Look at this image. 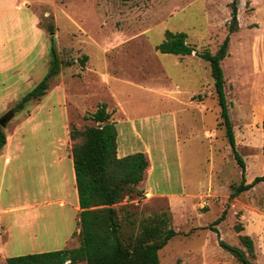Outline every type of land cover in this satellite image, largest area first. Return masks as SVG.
<instances>
[{"label": "rangeland", "instance_id": "obj_1", "mask_svg": "<svg viewBox=\"0 0 264 264\" xmlns=\"http://www.w3.org/2000/svg\"><path fill=\"white\" fill-rule=\"evenodd\" d=\"M231 1L0 0V118L13 113L2 127L9 139L3 147L23 149L8 166L0 156V204L63 197L69 164L57 157L71 153L69 130L96 125L87 117L105 102L118 132V156L140 151L149 160L136 186L143 193L115 204L124 234L134 236L144 218L166 212L178 234L159 250L160 264H241L220 246L225 241L245 250L239 234L253 239L250 260L264 262V180L232 196L241 168L220 124L209 63L196 54L214 53L222 43ZM237 17L221 66L236 150L250 183L264 175V0H237ZM166 29L186 32L194 51L159 52ZM51 44L59 73L40 99L15 110L49 70ZM14 215H0V228L7 226L5 233L0 229V264L65 247L68 207L44 206L26 220L23 211V229L13 224ZM221 215L215 232L211 224Z\"/></svg>", "mask_w": 264, "mask_h": 264}, {"label": "trees", "instance_id": "obj_2", "mask_svg": "<svg viewBox=\"0 0 264 264\" xmlns=\"http://www.w3.org/2000/svg\"><path fill=\"white\" fill-rule=\"evenodd\" d=\"M229 7L228 33L216 52L204 50L196 54L209 63L220 107V124L225 129V137L241 168L240 183L232 192V196L236 197L263 181L264 175L256 176L252 182L246 183L245 162L236 150L233 125L229 119L221 61L227 55L230 34L238 27L237 0H232ZM48 29L53 33L52 25H48ZM186 38L187 33L184 31L166 29L164 39L156 45V49L161 53L189 55L194 48L187 43ZM50 55L49 70L39 83L15 103V110L23 109L30 100L40 99L46 93L50 79L59 73L60 59L53 44L50 46ZM87 58L86 54L82 55V65ZM110 116L107 104L103 102L87 117L96 122V125L73 126L68 133L70 140L74 141L71 156L81 208L79 245L8 257L7 264H160L159 250L178 232L170 227L166 212H161L144 218L134 236L124 234L121 208L115 207V204L125 195L131 198L143 193L136 186L143 180L149 160L140 151L117 156V129L114 122L110 121ZM261 126L264 130V112ZM6 142L7 135L0 126V148ZM223 216L213 221L211 230L218 232L215 225L223 220ZM234 228L237 232L243 230L239 223ZM238 237L245 250L225 241H220V246L241 264H256L249 258L255 256L253 239L247 234H239Z\"/></svg>", "mask_w": 264, "mask_h": 264}, {"label": "crops", "instance_id": "obj_3", "mask_svg": "<svg viewBox=\"0 0 264 264\" xmlns=\"http://www.w3.org/2000/svg\"><path fill=\"white\" fill-rule=\"evenodd\" d=\"M178 56H186L181 54H175ZM175 87H177L175 85ZM103 103V102H102ZM105 103V102H104ZM101 104V103H100ZM111 113V112H110ZM115 124V123H114ZM116 126V125H115ZM117 129V128H116ZM118 134V132H117ZM9 139L7 138V142L5 145H8ZM145 153V152H144ZM23 155V149H10L7 146L0 148V156H3V165L8 166L10 165L12 159H17L18 155ZM118 156V154H117ZM15 157V158H12ZM65 159L68 160L69 164V173L70 175H66V178L69 177V187L64 189V196L63 197H55V198H49L48 200H40L35 201L30 204L23 203V199H20L18 201H11L9 203L0 204V215L6 214V213H15L13 218V224L17 227H20L23 229V222L26 220L27 217H31L35 215L36 213H42L44 206H57L59 210H63L65 207H68L69 217H70V230L66 235V240L64 241L63 248H72L79 245V232H80V211L81 208L79 206L78 201V193L76 188V182H75V173L73 168V160L71 153L68 150L64 151L63 159L62 156L57 157V162H62ZM23 167V166H21ZM4 174V172H3ZM0 186H2V179H0ZM23 211H24V219H23ZM46 212V211H44ZM26 217V218H25ZM31 221H27L25 223L26 226L30 225ZM7 226H1V230L5 233ZM77 240L78 244L75 246V241ZM61 249V248H60Z\"/></svg>", "mask_w": 264, "mask_h": 264}, {"label": "water", "instance_id": "obj_4", "mask_svg": "<svg viewBox=\"0 0 264 264\" xmlns=\"http://www.w3.org/2000/svg\"><path fill=\"white\" fill-rule=\"evenodd\" d=\"M12 112L9 111L7 112L6 114H4L1 118H0V126L3 127L4 126V123L7 119H9L11 116H12Z\"/></svg>", "mask_w": 264, "mask_h": 264}, {"label": "bare ground", "instance_id": "obj_5", "mask_svg": "<svg viewBox=\"0 0 264 264\" xmlns=\"http://www.w3.org/2000/svg\"><path fill=\"white\" fill-rule=\"evenodd\" d=\"M64 180V179H63ZM65 188H66V186H65ZM60 219V218H59ZM63 222V221H62Z\"/></svg>", "mask_w": 264, "mask_h": 264}]
</instances>
